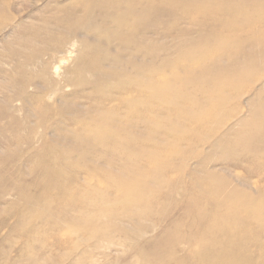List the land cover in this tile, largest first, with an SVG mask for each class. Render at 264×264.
<instances>
[{"label": "rangeland", "instance_id": "374dc122", "mask_svg": "<svg viewBox=\"0 0 264 264\" xmlns=\"http://www.w3.org/2000/svg\"><path fill=\"white\" fill-rule=\"evenodd\" d=\"M119 8L146 12L125 20L123 48ZM263 34L264 0H0V264H264V160H251L264 155ZM133 56L144 79L179 76L161 89L172 99L147 97L107 132L80 128L122 113L98 70ZM246 56L249 75L228 76ZM139 179L155 190L144 202ZM222 193H247L250 208L216 212ZM199 204L226 223L189 245L195 216L180 220Z\"/></svg>", "mask_w": 264, "mask_h": 264}, {"label": "bare ground", "instance_id": "6f19581e", "mask_svg": "<svg viewBox=\"0 0 264 264\" xmlns=\"http://www.w3.org/2000/svg\"><path fill=\"white\" fill-rule=\"evenodd\" d=\"M169 1L170 0H157V3L158 4H162V3L168 4ZM121 6L122 5H120V7ZM141 7H140V9L143 8V7L142 8ZM145 14H146V12H144V10H142L141 12H138V13L133 12L131 9H128L127 13H126V11L123 12V9H120V8L116 9V10H113L112 15L110 17L112 19H114V24H115L116 30H117L116 33H115V39L118 40L120 44H122V48L125 47L124 45H127L129 43V37L126 36V35H127L129 30L133 29L132 28L133 27V22L129 23V22H126L125 20L128 17L131 19L132 16L137 15L139 17L140 21H142L143 18L145 17ZM140 21L138 20L137 22H140ZM123 31H126V33L124 34ZM211 32L213 34H215V36H213L212 39H211L212 41L218 40V41L221 42L226 37V36H224L223 33H218L217 31H213V30H211L208 33V36H209V34ZM263 36H264V34H263ZM198 41L199 42H196V43L194 41L187 42V45H191L192 47L195 46V47L198 48V47L201 46V42L200 41H202V39H200ZM136 42L138 44L142 45V41H139V40L136 39ZM111 43H112V41H111ZM130 45H132V44H130ZM74 46H75V43L73 41L68 44V47L65 50V55L66 56H69V55L72 54ZM94 47H96V46H94ZM262 47L264 49V43L262 44ZM142 50H144V49H142ZM195 50H197V49H195ZM145 52H146V50H145ZM204 54L206 56V54H209V53H204ZM134 56L137 57V54H135ZM134 56L132 58L128 59V61L125 62L124 67L123 66L119 67V68H122V69H118L119 73H117L115 71L116 67H117L116 65L119 62H122V60L119 57H114V61L110 62L109 69L112 70V72L110 71L111 72L110 74L106 75V74L102 73L104 70H98V72L100 73V75L104 79V83H105V87L104 88L105 89H107V86H108V77H114L115 82H111V84H112L111 87H115L116 86L118 91H116L117 95L115 97L114 96L113 97H114V100L117 101L118 105H116V106L117 107L121 106L122 113L120 112V110L116 111V110H113V109H112V111L106 112V113H103V112L100 113L99 112V113H97V116H96L97 118L93 117L92 119H89L91 123L85 124V125H83V127H80V128H82V129H93V130H96V131L107 132V131H109V129L107 127L109 126V124L111 122L109 117L111 119L112 118L113 119L116 118V119H118L120 121L122 119H125L129 115V113H137V110L135 111L136 107L138 105L144 103V100L147 99V97H150L149 98L150 100L156 99V98H164V99L168 98L170 100L172 99L171 97L166 96L165 94H163V92H162L163 90H161V89L164 88V91L166 90V92H167V89L170 87L171 82L175 81V77H177V79H178L179 76L177 74H173L171 76L170 75H164V74H158L155 77H148V79H144L143 74L141 73L142 72L141 70L143 69V63H138V62H142V61L141 60L137 61V58H136V60H133ZM247 57H248L247 62H243L244 59H243L242 62H236V61L232 62L230 64L231 65L230 66L231 69H229L227 71L228 72L227 75L230 76V77H233V79H235V80L238 79L240 73H246V74L249 75V72H251V70H253L257 66V63H253L252 62V58H250L249 56H246V58ZM197 63H198V61H197ZM168 64H170V66H171V64H173V63L168 62ZM193 64L196 66V62L193 63ZM128 66L135 70V74L134 75H132L130 73H127V71H128L127 67ZM54 71L56 72V68L54 69ZM171 71L174 72L173 70H171ZM231 73L235 74V76H233ZM104 75L106 77H103ZM233 85H234V81L230 82V83H228V84H226L224 86H221V87H219V84H216V86L219 87V89L217 91H218V93H221L223 89H229L231 91H236L237 92L238 88L234 89ZM236 86H237V84H236ZM109 87L110 86H108V88ZM159 87H160V91H158ZM147 90H149V92H147ZM111 92H112V90H111ZM218 93L215 96H218ZM111 95H113V94H111ZM213 97L214 96H212V98ZM219 97H220V95H219ZM108 99H110V98L108 97ZM227 99H225V100H227ZM210 100H209V102H211L212 104H210V105L208 104V106H209V108H213V110H214L216 108V106L219 105L220 100H218L217 102L215 101V103L212 102L213 100H211V101ZM223 102H225V101H223ZM114 111H116V112L112 113ZM117 112L119 113L118 116L116 115ZM131 119H132V117H131ZM199 121H200L199 118H198V121H193L192 123L189 124L190 127H191V125H193L195 123L196 127H198L199 129H203L204 126H203V124L199 123ZM251 125L255 126V124H253V123ZM117 126H118L119 129H121V128L124 127V124L121 122L120 124L118 123ZM118 128L112 125L111 126V131H115ZM244 134H246V133H244ZM249 135H250V137H249V140L247 141V143L253 138L252 137L253 135L250 132H249ZM241 137H242V135L239 138H241ZM230 146H231V144H230ZM254 149L255 148H250V149H246V150L249 151V152H252ZM260 159L264 160V155L263 154H260V155L252 154L251 155V160L252 161H257V160H260ZM137 170L138 169L136 167H133V169L131 168L129 172H133L134 173ZM138 173H140V172H138ZM147 177H150V174L147 175L146 178ZM133 183H136V187H141V193L142 194L140 196L141 198L139 199V201L143 200V202H144L145 199H146L145 197H149L155 192V190L153 188L154 186H151V185L147 186L145 183L143 185V179H139V180H137L136 182H133ZM158 183H159L158 181H155L153 183V185L158 184ZM221 195H222V197L220 196V194L216 197L217 200H216V202H215V204L213 206V210H215L216 212H218V210L221 209L223 206L225 207V209H229V208L231 209L232 205L237 206L240 210L242 208L243 209L250 208L248 206L250 204V198H249L247 193H243V194L230 193V194L225 195L224 197H223L224 193H222ZM107 207H108L107 204H105L101 208V210L104 211ZM186 207L187 206H185V208L183 210V217H182V219L180 221H184L186 216L189 218L190 214H191V216L192 215L195 216V218L192 219L191 223H190L191 227H193L195 229V232H193L188 237V240L186 241V243L189 244V245H191V243L192 244H202L204 242V239L202 238V236L204 234L205 235L209 234V233L213 234V233L217 232V228L222 225V222L226 223V221H223L222 219H215V221L213 222L212 219L209 216H207L206 214H204L202 212V210L200 208V204L199 205H194V207H197V211H195V212H192V209H191L190 206H188L187 208ZM236 216L241 218L242 214L239 213ZM188 221H189V219H188ZM248 223H246L247 226L249 225ZM223 226L225 228H227V230H229V231L232 230V228H229L230 227L229 224H223ZM199 236H200V238L196 239Z\"/></svg>", "mask_w": 264, "mask_h": 264}]
</instances>
